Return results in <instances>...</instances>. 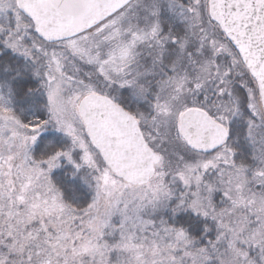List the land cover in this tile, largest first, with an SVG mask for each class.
<instances>
[{"label":"snow or ice","instance_id":"snow-or-ice-1","mask_svg":"<svg viewBox=\"0 0 264 264\" xmlns=\"http://www.w3.org/2000/svg\"><path fill=\"white\" fill-rule=\"evenodd\" d=\"M0 264H264V0H0Z\"/></svg>","mask_w":264,"mask_h":264}]
</instances>
